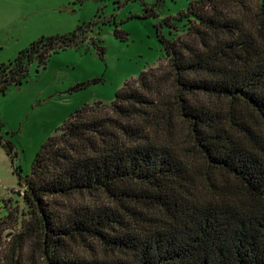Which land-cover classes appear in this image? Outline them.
Returning <instances> with one entry per match:
<instances>
[{
  "label": "trees",
  "instance_id": "16d2710c",
  "mask_svg": "<svg viewBox=\"0 0 264 264\" xmlns=\"http://www.w3.org/2000/svg\"><path fill=\"white\" fill-rule=\"evenodd\" d=\"M177 20L163 65L77 109L28 174L14 169L0 264H264V0H193ZM84 28L1 64L0 94ZM0 148L13 163L10 139Z\"/></svg>",
  "mask_w": 264,
  "mask_h": 264
},
{
  "label": "rangeland",
  "instance_id": "374dc122",
  "mask_svg": "<svg viewBox=\"0 0 264 264\" xmlns=\"http://www.w3.org/2000/svg\"><path fill=\"white\" fill-rule=\"evenodd\" d=\"M191 1L0 0V65L40 38L84 25L87 32L78 48L52 54L44 66L33 63L21 85L0 94V135L17 152L11 163L0 148V219L7 200L21 201L14 169L28 174L41 146L77 109L113 101L142 72L163 65L160 35L173 39L181 33L185 20L177 19ZM143 2L154 5L152 15ZM83 83L90 84L73 90Z\"/></svg>",
  "mask_w": 264,
  "mask_h": 264
}]
</instances>
